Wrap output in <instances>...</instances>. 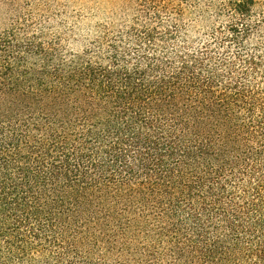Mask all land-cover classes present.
<instances>
[{
	"label": "trees",
	"instance_id": "1",
	"mask_svg": "<svg viewBox=\"0 0 264 264\" xmlns=\"http://www.w3.org/2000/svg\"><path fill=\"white\" fill-rule=\"evenodd\" d=\"M216 12L97 60L0 33V264H264V0Z\"/></svg>",
	"mask_w": 264,
	"mask_h": 264
},
{
	"label": "rangeland",
	"instance_id": "2",
	"mask_svg": "<svg viewBox=\"0 0 264 264\" xmlns=\"http://www.w3.org/2000/svg\"><path fill=\"white\" fill-rule=\"evenodd\" d=\"M0 0V33L32 38L60 56H90L97 60L116 49L134 53L156 47L158 52L187 47L219 46L212 33L219 26L216 10L224 0ZM222 17L223 20H227ZM262 19L256 16V21ZM226 22H224L225 24ZM181 33L171 40L170 31ZM150 37H148V36ZM231 56L240 49L227 44ZM232 45V46H231ZM241 50V49H240ZM244 54L261 56L264 84V25L249 38Z\"/></svg>",
	"mask_w": 264,
	"mask_h": 264
}]
</instances>
